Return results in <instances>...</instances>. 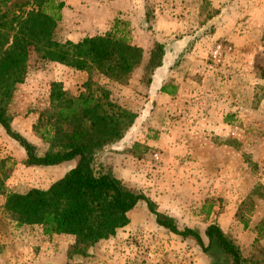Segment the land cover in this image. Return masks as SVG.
Masks as SVG:
<instances>
[{
	"label": "rangeland",
	"instance_id": "rangeland-1",
	"mask_svg": "<svg viewBox=\"0 0 264 264\" xmlns=\"http://www.w3.org/2000/svg\"><path fill=\"white\" fill-rule=\"evenodd\" d=\"M15 1L0 0L1 11L15 8ZM69 3L56 39L78 42L110 31L119 19L125 34L144 49L143 61L120 84L42 60L33 52L26 79L10 104L15 129L37 154H44L49 146L33 125L50 106L51 83L61 82L75 97L91 79L93 89L110 90L111 98L138 113L140 122L131 140L107 147L98 154V163L150 198L179 229L198 230L206 245L205 229L217 223L244 256L262 253L264 238L256 245L254 241L255 228L264 220V0ZM156 41L167 44V83L186 84L181 97L151 98L154 74L146 65ZM146 137L150 145L134 146ZM26 160L25 149L0 125V182L7 192L46 189L69 166H28ZM5 201L0 194V264H225L217 251L204 252L193 239L159 226L145 201L129 213L130 223L116 236L70 260L74 237L49 241L40 226L17 225L5 211Z\"/></svg>",
	"mask_w": 264,
	"mask_h": 264
},
{
	"label": "trees",
	"instance_id": "trees-1",
	"mask_svg": "<svg viewBox=\"0 0 264 264\" xmlns=\"http://www.w3.org/2000/svg\"><path fill=\"white\" fill-rule=\"evenodd\" d=\"M13 7L4 12L0 9V125L25 149L26 165L50 167L73 161L76 165L46 189L7 192L0 182L9 217L19 226H40L47 237L73 236L74 242L67 252L71 260L87 256L91 247L116 236L130 223L129 213L145 201L159 226L193 239L204 252L217 251L214 254L220 255L225 264H264V251L244 256L237 241L217 223L205 229L208 245L198 230L179 229L175 219L161 213L150 198L130 189L98 163V154L120 142L139 115L114 101L110 90L100 86L93 89L91 79L86 83V91L75 97L67 94L61 82L51 83L50 106L33 125L35 134L49 147L44 154H37L35 146L13 127L15 115L10 109L17 86L26 79L33 52L42 60L76 71L95 72L122 84L142 63L144 49L125 34L121 27L124 23L119 19L110 31L78 42L56 39L64 0H16ZM167 54V44L156 41L146 70L154 74L164 65ZM161 91L172 94L167 86ZM255 230L256 245L264 238V220Z\"/></svg>",
	"mask_w": 264,
	"mask_h": 264
},
{
	"label": "crops",
	"instance_id": "crops-1",
	"mask_svg": "<svg viewBox=\"0 0 264 264\" xmlns=\"http://www.w3.org/2000/svg\"><path fill=\"white\" fill-rule=\"evenodd\" d=\"M64 1H65V7L63 9V14H65V10L68 8V6L70 4L69 0H64ZM165 65H166V62L164 63V65L162 67H160V68H158L156 70V72L153 75V84H151V87L152 88L154 87V90H155L154 97H151V98L153 100L158 101V102H159V100L160 101H165V100H168V99H174V98H176V96L181 97L182 95L185 94V86H186V84L184 82H178L177 81V82L173 83L174 85L173 84L170 85L169 83H167V76L166 75H167V72L169 71V69L167 67H165ZM162 69H164V70L162 71ZM166 69H168V70L166 71ZM163 86H167V89H169L170 92H172V94H167V93L162 92L161 88ZM16 125H17V118H14L13 127L15 128ZM139 128H140V122H139V119H138L136 124H134V126L128 131V133L126 134L124 139L118 145L121 146V145L125 144L124 142H128L129 140H131L130 138L132 136H134L139 131ZM146 140H148V141L146 142ZM138 142L139 143L142 142V143H146V144L150 145V141H149L148 137H146V139H143V140L138 141ZM114 148L117 149L119 147H114ZM118 156H119V154H118ZM65 164H69V166L68 167H64V171L62 172L61 177L68 170L72 169L76 165V162L73 161V162L65 163ZM57 166H59V165H57ZM50 167H52V166H50ZM42 236L45 237V238H48L49 241H51V240L54 241V239L58 240L62 236H71V235L62 234V235H54L53 237H47V236H44L43 233H42ZM71 237L73 238V236H71Z\"/></svg>",
	"mask_w": 264,
	"mask_h": 264
}]
</instances>
